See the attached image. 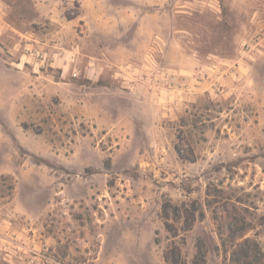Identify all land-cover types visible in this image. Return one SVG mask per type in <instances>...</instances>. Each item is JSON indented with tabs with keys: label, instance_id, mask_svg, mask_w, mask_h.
<instances>
[{
	"label": "rangeland",
	"instance_id": "1",
	"mask_svg": "<svg viewBox=\"0 0 264 264\" xmlns=\"http://www.w3.org/2000/svg\"><path fill=\"white\" fill-rule=\"evenodd\" d=\"M245 238L262 257L264 0H0V264Z\"/></svg>",
	"mask_w": 264,
	"mask_h": 264
},
{
	"label": "trees",
	"instance_id": "2",
	"mask_svg": "<svg viewBox=\"0 0 264 264\" xmlns=\"http://www.w3.org/2000/svg\"><path fill=\"white\" fill-rule=\"evenodd\" d=\"M170 206V204L164 205V217L168 216V207ZM259 252H261V250L256 241L250 238H245L236 246V249L232 252L231 260L238 264H255L259 262L264 264V255H262V257L258 256ZM197 257H199V255ZM167 260H169L168 257Z\"/></svg>",
	"mask_w": 264,
	"mask_h": 264
}]
</instances>
